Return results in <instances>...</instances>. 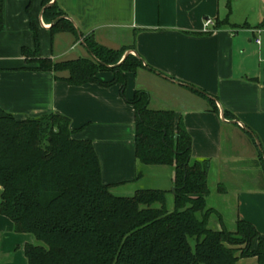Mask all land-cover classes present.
<instances>
[{"label":"crops","instance_id":"1","mask_svg":"<svg viewBox=\"0 0 264 264\" xmlns=\"http://www.w3.org/2000/svg\"><path fill=\"white\" fill-rule=\"evenodd\" d=\"M52 1L79 37L52 36L50 25L41 19L40 0H33L41 57L53 62L90 59L81 34L93 35L107 49L126 48L125 54L137 55L144 68L126 75V98L144 91L149 109L172 111L182 119L191 137V161L209 162L207 206L212 184L223 199L221 208L227 199L233 200L234 227L237 220H244L264 237V29H257L264 19V0H246L247 15L241 19L229 17L230 0ZM26 5L27 0L3 1L0 109L17 120L47 114L68 118L72 137L93 144L102 181L117 196L134 195L144 181L150 184L147 189L172 193L170 167L144 166L136 160L135 110L119 85L70 86L64 81L66 72L27 70L30 66L21 50L33 49L34 38ZM206 20L214 23L207 30ZM217 22L228 25L215 29ZM112 78L111 72L97 74L104 83ZM202 93L214 100L216 111ZM224 111L233 119H225ZM218 226L217 231L224 221ZM28 244H35L34 237L15 233L12 221L0 215V264H28L24 255ZM241 263L256 264V259Z\"/></svg>","mask_w":264,"mask_h":264},{"label":"trees","instance_id":"2","mask_svg":"<svg viewBox=\"0 0 264 264\" xmlns=\"http://www.w3.org/2000/svg\"><path fill=\"white\" fill-rule=\"evenodd\" d=\"M0 0V32L3 31ZM25 8L34 48H22L27 70L68 74L70 86L119 85L121 95L135 110V157L144 166L173 170V211L166 208L168 192L138 190L117 196L101 177L99 158L88 140L74 139L68 118L47 114L17 120L0 109V215L10 219L15 233L34 237L24 248L28 264H264V237L244 220L235 230L209 228L207 206L208 161H191V137L172 111L149 109V95L136 91L125 96L127 74L144 68L126 48L111 50L93 35H82L90 59L53 62L40 55L39 22ZM41 19L53 36L79 37L56 1L40 0ZM40 25V24H39ZM228 25L217 22L215 29ZM235 27V26H234ZM243 27H246L244 25ZM257 29H264V19ZM100 72H111L104 83ZM195 93L194 88L189 87ZM209 100L216 111L214 100ZM225 119L233 116L224 111ZM261 158V163L264 165ZM220 219V218H219Z\"/></svg>","mask_w":264,"mask_h":264},{"label":"rangeland","instance_id":"3","mask_svg":"<svg viewBox=\"0 0 264 264\" xmlns=\"http://www.w3.org/2000/svg\"><path fill=\"white\" fill-rule=\"evenodd\" d=\"M246 0H230V8L232 10L231 12V19H241L243 15H247L245 10V7L247 5ZM247 9V8H246ZM244 17V16H243ZM247 170L250 169L246 168ZM246 174H250V171L248 170L247 172H245ZM143 182V181H142ZM150 185L148 184V182L144 181L143 183H140L138 185V187L142 186L141 189L139 190H147V186ZM156 185V184H154ZM157 186V185H156ZM211 189H212V196L209 198V207H213L218 213H221V215L219 214V218L216 215H211L209 218V228L212 230H217L219 228L218 223H222V221H224V228L227 229L228 231H234V225H233V221H234V206H233V200L231 199H227V205L224 208H221V203L223 202V199L221 198V196H217V193L215 191L216 188H213L214 186L211 184ZM155 187V186H152ZM157 187H162V186H157ZM217 187V186H216ZM149 190H154V189H149ZM225 200V199H224ZM208 207V208H209ZM166 208L168 211H173L174 209V205H173V195H171V193H169V195L167 196V204H166Z\"/></svg>","mask_w":264,"mask_h":264},{"label":"built area","instance_id":"4","mask_svg":"<svg viewBox=\"0 0 264 264\" xmlns=\"http://www.w3.org/2000/svg\"><path fill=\"white\" fill-rule=\"evenodd\" d=\"M214 25V23L212 22V20H206L204 23V29L207 30L208 28L212 27ZM256 33H260V31H256ZM255 43L259 46L260 45V39L257 38L255 40ZM261 64L263 65L264 68V58L261 60Z\"/></svg>","mask_w":264,"mask_h":264},{"label":"water","instance_id":"5","mask_svg":"<svg viewBox=\"0 0 264 264\" xmlns=\"http://www.w3.org/2000/svg\"><path fill=\"white\" fill-rule=\"evenodd\" d=\"M41 16H42V14H41ZM127 55H128V54H125V55H124V58H125ZM173 191H174V190H173Z\"/></svg>","mask_w":264,"mask_h":264}]
</instances>
